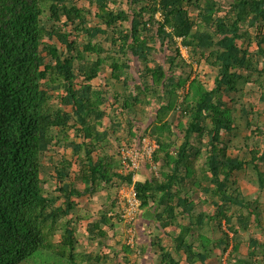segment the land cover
Returning <instances> with one entry per match:
<instances>
[{"label":"trees","instance_id":"16d2710c","mask_svg":"<svg viewBox=\"0 0 264 264\" xmlns=\"http://www.w3.org/2000/svg\"><path fill=\"white\" fill-rule=\"evenodd\" d=\"M131 57L141 66L137 82ZM202 62L210 86L193 70ZM104 66L108 77L93 84ZM256 103L264 105V0H0V264H105L99 249L77 258L72 198L131 184L119 149L145 137L156 144V172L133 185L138 217L171 243L152 236L158 264H181L178 254L206 264L214 249L216 264H264V240L240 235L252 226L264 235V204L235 177L242 171L264 189V109ZM122 111L133 113L126 125ZM105 116L111 133L101 128ZM121 130L114 153L94 158ZM60 142L75 160L49 157L48 172L44 159ZM111 220L87 224L99 246L107 236L100 226L115 227Z\"/></svg>","mask_w":264,"mask_h":264},{"label":"rangeland","instance_id":"374dc122","mask_svg":"<svg viewBox=\"0 0 264 264\" xmlns=\"http://www.w3.org/2000/svg\"><path fill=\"white\" fill-rule=\"evenodd\" d=\"M85 2V0H80V3ZM107 39V38H106ZM107 43V42H106ZM157 47H159L157 45ZM181 52L184 55V57L187 58V51L186 48L181 47ZM153 56L158 61L162 62L164 60V52L161 50H158L156 53H153ZM129 64L131 66L130 71L132 72V75H135V79H132V82L138 81L136 70L138 68L140 69V63L138 60L134 57L130 58ZM197 68L198 73L201 75L204 82L210 86L212 84V77L213 72L211 68L204 62H202L201 65H197L196 63H193V70L195 71ZM108 70L104 66L101 69V73L98 77L94 78L92 80L93 84L95 85H101L104 83L105 79L108 77ZM132 84V83H131ZM112 86V85H111ZM117 87H120L117 85ZM132 87V86H131ZM248 88L250 85L247 86ZM111 94V92H110ZM252 96L250 94H246L242 100H240V103H247L248 100H251ZM255 106V109H264V105L258 104ZM148 109L145 114L146 116L142 118V122H140V126L144 127L148 122H150L153 118V110ZM107 111H109V108L107 106ZM124 111L121 112L120 117L118 118L121 122V125H126L127 120L130 116H133V113L130 114H123ZM108 113V112H107ZM130 115V116H129ZM111 120L108 116H105L102 120L101 128L108 129L111 133L110 129ZM251 129V128H250ZM122 130L116 134L110 135V141L108 144H106V147L104 149L98 148L96 151L93 152L94 158H96V155L98 153L103 154L104 151H107L109 153H114L117 143V136H120L122 134ZM262 133H264V129L262 130ZM68 135L70 137L74 136V133L71 131L68 132ZM263 135V134H262ZM59 136V135H58ZM225 138V137H224ZM78 139V138H77ZM80 140V138L78 139ZM117 149V148H116ZM65 153L66 156L69 159L75 160V157L71 155L70 149L66 148L64 146V142L60 143H54L53 148L47 153L44 164L47 166V171L51 172L50 165L48 164L49 157L52 160H56L62 156V154ZM120 159V158H119ZM264 169V167H263ZM77 170L76 165H72L71 172H70V178L73 179L75 171ZM151 169L149 168V165H145V167L141 170L140 173H144V175H148ZM138 174L137 176L139 179L142 178L141 174ZM235 177L238 181V184L241 188V190L245 193L251 196V198L259 203L264 204V189L262 191H259L256 187L252 186L251 183L248 182V180L245 178L242 171L235 172ZM45 188L49 191H52L54 188V185L52 183H48L45 185ZM118 189H106L105 187L98 186L97 190L93 194H86L81 197H75L73 200L75 204V215L79 216V221L76 224V235L78 236L80 240V244L78 246L77 251V258L79 257L80 251H92L99 249V251L102 254L107 255V259L105 261V264H158L159 262V254L157 253L156 248L152 247L150 242L153 235H158L160 237L164 238L163 244L168 248L171 243L169 241V238L166 237L162 230L157 229L155 222L153 221H146L138 215L134 219V221L131 224L125 223L123 220L119 221L117 218L113 217L112 222H114L115 227L109 228V225L102 224L100 227L103 230L107 231V236L104 239V245L99 246L96 243V239L89 236L88 230H87V224L88 222H94L97 219H99L103 214H106V212L112 207V203L115 200V197L118 196ZM108 198V199H107ZM62 201V200H60ZM60 201L58 203H60ZM114 206V205H113ZM203 209L205 206H201ZM107 215V214H106ZM218 235H221V232L219 231L217 233ZM252 234L256 237H259V239L264 240V235L261 236L255 226L251 227V230L247 232H242L240 235L243 237V240H246L248 236ZM58 235L55 236L54 240L58 239ZM123 244H129L130 247H132V251H130L128 254L122 249ZM141 247V248H140ZM143 247V249H142ZM246 246L243 244L242 249H244ZM36 252L35 254H37ZM176 256V254H174ZM220 255L219 249L212 250V254L208 258L206 264H216L218 261V257ZM227 253L222 255V261L224 262V259L226 257ZM177 257L180 260L181 264H185V261L183 259V255H177ZM42 263V262H41ZM33 264V263H30ZM44 264V263H43ZM57 264V263H56Z\"/></svg>","mask_w":264,"mask_h":264},{"label":"built area","instance_id":"2783aa9c","mask_svg":"<svg viewBox=\"0 0 264 264\" xmlns=\"http://www.w3.org/2000/svg\"><path fill=\"white\" fill-rule=\"evenodd\" d=\"M155 147L156 144L150 137L143 138L139 147H120V162L124 167L133 171V182L117 190L118 196L115 197L114 202H112V207L106 212L107 216L112 218L115 217L119 220H123L127 224H131L139 214L140 200L137 197L133 184L134 181L138 179L137 175L145 167L146 162L149 168L156 172V165L151 160V152Z\"/></svg>","mask_w":264,"mask_h":264},{"label":"crops","instance_id":"0c3cea01","mask_svg":"<svg viewBox=\"0 0 264 264\" xmlns=\"http://www.w3.org/2000/svg\"><path fill=\"white\" fill-rule=\"evenodd\" d=\"M72 199H74V198H72Z\"/></svg>","mask_w":264,"mask_h":264}]
</instances>
